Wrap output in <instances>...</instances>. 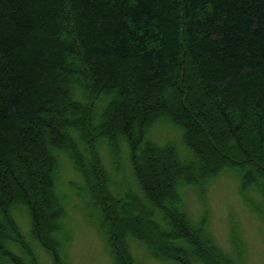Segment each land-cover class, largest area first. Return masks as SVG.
<instances>
[{
	"label": "trees",
	"instance_id": "obj_1",
	"mask_svg": "<svg viewBox=\"0 0 264 264\" xmlns=\"http://www.w3.org/2000/svg\"><path fill=\"white\" fill-rule=\"evenodd\" d=\"M161 125L182 132L183 152L150 138ZM63 158L117 264H135L131 238L180 264H243L208 242L184 199L230 158L264 201V0H0V264H40L38 248L68 264ZM115 173L137 191L124 181L117 193Z\"/></svg>",
	"mask_w": 264,
	"mask_h": 264
},
{
	"label": "rangeland",
	"instance_id": "obj_2",
	"mask_svg": "<svg viewBox=\"0 0 264 264\" xmlns=\"http://www.w3.org/2000/svg\"><path fill=\"white\" fill-rule=\"evenodd\" d=\"M73 67L76 70H85L82 65L77 63H74ZM74 79L77 80L76 82H82L80 85L86 87L84 83L86 81L80 74H77ZM86 83L89 87L90 83ZM168 98L175 101L176 93L168 94ZM89 101L91 107H93L95 105L93 96L89 97ZM96 111L99 115L101 107H98L95 113ZM66 112L67 110H64L61 115H56V117L61 121H66ZM110 116L111 114L109 115V121ZM91 122V119L88 120L87 129L89 134L93 136L94 131ZM69 124L65 125L63 130ZM105 128L104 135L108 133L109 127L105 126ZM153 133L158 136V139L154 138ZM151 134L150 138L157 144L165 145V142L172 139L171 141L177 143L179 150L184 151L182 132L179 129L171 125H161ZM95 138L96 141L98 139L103 140L99 136ZM52 141L53 139L47 140L48 143ZM87 141L91 143L90 137L87 138ZM208 141L213 146L209 139ZM93 145L90 146L93 149L92 153L95 158V146ZM128 158L129 153L126 152L124 160L127 161ZM107 160L110 161L108 156ZM226 161L222 167H219L218 171L209 172L205 176V180L199 184V188L188 184V187H190L189 192L184 199L187 212L194 225H202V230L209 233L207 240L210 244L218 246L228 254L236 253L237 250L238 252L241 251L243 264H264V214L262 213L264 212V201L262 195L256 190L250 191L248 186H243L241 177L245 170L242 172L241 168L236 167L235 160L227 158ZM246 169V172L250 170L253 172L258 167L253 162L247 163ZM132 177L134 180L133 175ZM124 181H129V185L133 187L132 189L137 191L133 183L131 184L132 180L127 177V173L126 175L115 173V182L122 186L121 189L119 188L120 190H115L117 193L124 194L126 191H131L128 185H122ZM59 183L58 190L63 196L65 205L64 214L60 217V220L64 221L60 238L62 239V251L67 263L117 264L113 244L107 237L106 229L101 228L99 225L102 216L98 214L97 209H93L91 213L85 208L88 197L77 192V188L83 186L84 181L73 170L72 163L64 158L61 160ZM136 194L142 198L141 190ZM251 198L259 209L249 203ZM15 214L20 227L26 233H29L31 229L30 216L22 208L17 209ZM129 248L135 264H180L177 259L155 253L156 249L134 238H131ZM37 252L40 264H55L54 259L47 250L38 248ZM203 263L205 264L204 261ZM203 263L200 262V264Z\"/></svg>",
	"mask_w": 264,
	"mask_h": 264
}]
</instances>
